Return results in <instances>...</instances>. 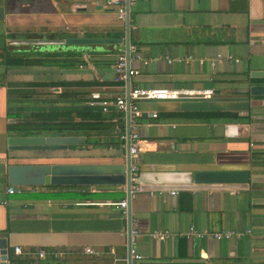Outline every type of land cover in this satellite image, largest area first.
I'll list each match as a JSON object with an SVG mask.
<instances>
[{
	"label": "crops",
	"instance_id": "0c3cea01",
	"mask_svg": "<svg viewBox=\"0 0 264 264\" xmlns=\"http://www.w3.org/2000/svg\"><path fill=\"white\" fill-rule=\"evenodd\" d=\"M0 5V240L7 248L0 264H264V96L243 91L264 84L250 77L264 69V0H136L128 5L129 23L106 0ZM13 37L69 40L64 48L47 43L34 50L9 43ZM119 52L139 71L131 85L214 91L211 98L138 101L141 142L133 160L139 171L247 169L254 181L248 188L140 190L124 213L106 203L126 199L122 185L14 186L22 191L7 193L11 164L107 166L117 173L126 163V138H120L126 112L108 120L110 131L66 134L85 142L50 156L9 150L6 130L17 103L51 100L63 91L126 94L128 83L113 71ZM215 111L232 116L200 115ZM191 226L206 234H180ZM226 229L239 235L213 237ZM131 230L139 258L129 251ZM160 230L170 235L151 236Z\"/></svg>",
	"mask_w": 264,
	"mask_h": 264
},
{
	"label": "water",
	"instance_id": "95a60500",
	"mask_svg": "<svg viewBox=\"0 0 264 264\" xmlns=\"http://www.w3.org/2000/svg\"><path fill=\"white\" fill-rule=\"evenodd\" d=\"M4 17V7L0 5V19ZM128 22V16H126ZM129 23V22H128ZM69 39L49 37H13L9 43L25 44L31 49H41L43 44H60L51 48H64L63 43ZM83 40H81L82 42ZM64 46V47H63ZM251 78H264V69L252 70ZM248 96H264V84L250 85L248 90H243ZM248 91V92H247ZM126 126V163L116 166L117 173H109L107 166L72 165V164H11L8 166V183L10 186H49V185H122L126 190L127 205L130 200V154L128 111ZM236 115V112H233ZM85 142L82 135H56L35 134L15 135L7 139L9 150H66L72 145ZM254 181L247 169L226 170H185V171H162L151 169L139 171L136 183L142 190H181V189H245ZM128 220L131 216L128 212ZM130 251V248H129ZM131 254V252H130ZM0 259L7 258V248L4 239L0 240ZM4 264V263H1Z\"/></svg>",
	"mask_w": 264,
	"mask_h": 264
},
{
	"label": "built area",
	"instance_id": "2783aa9c",
	"mask_svg": "<svg viewBox=\"0 0 264 264\" xmlns=\"http://www.w3.org/2000/svg\"><path fill=\"white\" fill-rule=\"evenodd\" d=\"M136 0H106L107 5L116 11L122 18H126L128 16V5L130 3H134ZM128 51L135 52L134 46H129ZM138 57V55L136 54ZM221 58V57H219ZM227 60L239 61L238 59L228 55L225 57ZM113 71L115 74V78L118 81H123L128 83L126 94L122 95H113L109 94L107 96H102L100 92L93 91L89 95L86 96V101L83 104L89 105H98L101 106L104 111L108 109V107H113L117 111L127 112L128 111V125H129V154H130V195H132L136 191L142 190L140 188V184L136 183V179L139 175V166L133 160L140 149V136H139V125L140 118L142 117L143 111L140 109L138 105V101L142 99L147 100H177L182 98H211L214 94V91L211 88L205 89H188V88H175L170 89L166 87H139L130 84V78L134 75L138 74V70L130 67L128 56L124 52H119L116 56V59L113 63ZM152 117H156L157 113L152 112ZM120 138H127L126 134L122 133ZM7 193H20L22 191L21 187H12L8 186L6 188ZM150 191V190H149ZM161 191V190H159ZM171 194H175V190H169ZM152 192V190L150 191ZM107 204L117 205L123 209V213L126 212L127 201L126 199H122L119 201H107ZM135 231L131 230V239H130V252L135 258H139L140 255L136 254L132 248L133 235ZM181 235H185L186 237H202L206 233L197 231L194 227H189L188 231L180 233ZM170 235V232L164 231H156L151 234V236L155 239L163 240ZM233 235H239V233L234 230L226 229L221 230L219 232L213 233V237L215 239H228ZM14 252L19 254L21 253V248L19 246L14 247ZM85 251L87 253H94V249L91 247H86ZM40 257H44V251H40L38 253Z\"/></svg>",
	"mask_w": 264,
	"mask_h": 264
},
{
	"label": "trees",
	"instance_id": "16d2710c",
	"mask_svg": "<svg viewBox=\"0 0 264 264\" xmlns=\"http://www.w3.org/2000/svg\"><path fill=\"white\" fill-rule=\"evenodd\" d=\"M56 55V54H52ZM255 80V79H254ZM264 81V79H262ZM56 98L47 101L21 102L12 106V122L6 124L9 134L35 135V134H84L89 136L100 130L110 131L116 109L108 107L106 111L98 105L83 104L86 95L67 91L55 95ZM261 97V96H256ZM69 98H77L68 100ZM206 118H231L232 112L215 111L201 113ZM83 144H81L82 146ZM53 150H34L36 156L44 154L50 156ZM82 189L86 186L80 187Z\"/></svg>",
	"mask_w": 264,
	"mask_h": 264
}]
</instances>
